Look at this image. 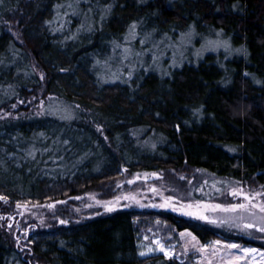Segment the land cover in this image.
Here are the masks:
<instances>
[{"label":"trees","instance_id":"16d2710c","mask_svg":"<svg viewBox=\"0 0 264 264\" xmlns=\"http://www.w3.org/2000/svg\"><path fill=\"white\" fill-rule=\"evenodd\" d=\"M16 23L21 40L8 31ZM133 24L137 38L154 35V43L195 28L222 34L237 54L190 56L170 71L160 66L164 56L148 71L119 63L127 76L108 82L101 66L120 60L113 42ZM145 47L142 57L158 55ZM33 98L41 103L24 105ZM42 103V115H22ZM184 168L264 187V0H0V196L76 198L124 170ZM155 214L203 243L221 238L264 250L198 220ZM135 215L115 208L72 216L27 252L0 239V264H178L139 257Z\"/></svg>","mask_w":264,"mask_h":264},{"label":"rangeland","instance_id":"374dc122","mask_svg":"<svg viewBox=\"0 0 264 264\" xmlns=\"http://www.w3.org/2000/svg\"><path fill=\"white\" fill-rule=\"evenodd\" d=\"M18 24L13 27L8 28L10 34L15 35L18 40H21V34L17 29ZM196 29V28H195ZM193 30L194 35L191 37V42L187 40V36L184 43L180 42L181 33L177 36L175 40L165 39L160 42L154 43V35L142 36L141 39L138 37V28L136 27L132 32H135V38H132L131 33L126 34L125 38L120 39L119 44L122 46H130L134 52H144L146 50V45L151 49V52H156L159 59L163 63L160 64L162 68H168L170 71L177 69L184 62V58L190 59L192 56L193 59L198 62L202 61L204 57L209 54L224 53L225 55H236L234 53V48L232 47V42L228 38H222V34L218 35L217 33L202 34L198 30ZM147 35V33H146ZM145 37H148L147 42L144 45H141L140 41ZM137 38V39H136ZM126 41L128 43H126ZM138 41L140 44H138ZM207 41L217 42L220 45L227 43L228 50L225 51L223 46L219 47L216 51H206L202 49V45H205ZM164 42V43H162ZM154 43V44H153ZM167 43L166 51L161 50L162 46ZM157 44L156 46H154ZM160 46V48H158ZM121 52V49H118ZM200 51V54L197 55V51ZM120 52L117 51V55H120ZM166 53V55H164ZM190 54V55H189ZM149 58L145 60L144 57L139 58V62L136 61L138 57H131L127 61L121 60L115 64L102 65V72L107 73V81L114 82L113 73L120 75L121 68L119 63L122 65L129 64L131 69H134L136 63H139L140 66H147V71L151 68L152 65V55H146ZM175 60V63L173 62ZM132 62L134 65H132ZM136 62V63H135ZM158 62V60L156 61ZM155 62V63H156ZM162 62V61H161ZM158 64V63H157ZM119 68V72L113 67ZM154 66V64H153ZM174 66V67H173ZM137 67V65L135 66ZM138 68V67H137ZM125 71V76L126 75ZM135 77H132L133 80ZM36 100L33 98L24 105H33L39 104L41 102L35 103ZM22 104V103H21ZM44 105L40 106L35 105L32 107L30 112H25L22 114L26 116L28 113L35 111L37 115H42L44 111ZM38 107V108H37ZM18 107H16L17 109ZM7 116V115H6ZM5 116V117H6ZM17 115L16 117H20ZM31 116V115H30ZM152 173H136L134 175L128 174L126 170L124 173L119 176L113 183H108L109 185H103L100 191L98 192H89L83 194L76 198H69L67 195L62 200H47L45 202L31 201V200H17L14 202H9V204H0L1 208L4 206L7 209H10L14 213L21 214L20 220L21 224L19 227L18 235L17 226H10L11 220L6 219V221H0V239L7 240L10 242L14 248H18L23 252L29 250L30 242L33 240H38V236L46 234L47 231L53 229L54 224L64 225L66 222L71 220V217L81 216L84 218L88 214L93 213H109L105 211V208L102 207V204L110 203L114 208L122 209H132L137 213L134 217V224L137 232V248L138 255L140 258H149L152 256L163 255L168 259H172L178 264H264V250L254 247L250 244H243L236 241H227L224 239H215L207 243L201 242L197 237L195 241L191 240V237L187 236L189 231H178L174 226L165 222L156 216L155 213L158 211H169L173 212L179 216L189 218L192 220H197L189 216L182 215L179 209L181 205L197 202L205 203H239L242 202L241 199H234L227 194L229 188L228 186H235L239 184L247 192L249 190L254 191H264V187L258 184H246L239 183L227 179H219L211 174L203 173L200 171H195L192 169L184 168L182 170H169L165 172H158L160 178H154L151 175ZM139 176V178H137ZM147 177V178H146ZM183 177V179H182ZM129 180H134L133 183L129 184ZM207 181V184H205ZM219 181L220 183L214 182ZM155 188L157 191L153 192L152 189ZM219 188L222 191H217ZM197 194H201L203 199H200ZM125 197H135V199H125ZM169 197L174 199L170 201L169 207H153V205H163L165 200ZM139 201V204L136 201ZM54 205V207H52ZM143 205V206H141ZM172 207L177 208V211L171 210ZM185 211L187 209H184ZM65 212L69 213V216H65ZM217 218L222 217L226 214L224 213H214L209 214ZM257 215H262L257 213ZM64 221V223H61ZM202 223L217 227L222 229L226 233H229L233 236H241L249 240H254L264 243V232H258L255 228L252 229H243L242 227H237L234 224H209L204 221L198 220ZM257 223L259 221L257 220ZM29 231V232H27ZM181 233H185L184 237H181ZM192 236H194L192 234ZM147 237V238H146ZM28 238V239H27ZM27 239V240H26ZM219 240L220 245H215L213 242ZM29 241V242H28ZM154 241H160L161 244L165 246V250L171 253L170 256H166L164 252L159 250ZM237 244V248H226V244ZM211 245L205 252H198L196 248L200 246ZM244 249H255L254 252H245ZM144 252L145 255L141 256L140 253ZM33 264V263H32Z\"/></svg>","mask_w":264,"mask_h":264},{"label":"snow or ice","instance_id":"6c2138e0","mask_svg":"<svg viewBox=\"0 0 264 264\" xmlns=\"http://www.w3.org/2000/svg\"><path fill=\"white\" fill-rule=\"evenodd\" d=\"M132 29L134 30L136 25L133 24ZM132 38H135V32L133 31L131 33ZM194 35V32H189L186 34L187 40L190 43L191 42V37ZM185 35H181L180 42L184 43L185 42ZM148 40V37H145L143 40L140 41L141 45H144ZM126 43H128L126 41ZM114 47H113V54L115 55L116 49H121L120 52V60L121 63L123 61L129 60L131 57H142L145 55L144 52H134V50L130 46H122L119 43L113 42ZM223 46L225 48V51L228 50V45L227 43L220 45L217 42L213 41H207L205 45H202V49L206 51H216L219 47ZM200 54V51H197V55ZM160 57L153 53L152 55V60L155 63ZM113 59V57H109V60ZM139 62V61H138ZM175 63V60L173 61ZM99 64L100 62L97 61ZM107 63V62H106ZM127 66V65H125ZM119 72V69L117 70ZM115 79H119V76L117 73L112 74ZM120 75H123L122 72H120ZM133 75V70H130L128 72V79L130 80ZM43 78V77H41ZM152 177L154 178H160L158 173H152ZM139 178V176H137ZM147 178V177H146ZM183 179V177H182ZM134 180H129L128 183L131 184L133 183ZM216 183H220L219 181L214 182V185ZM205 184H207V181H205ZM229 190L227 192L228 195L233 197L234 199H241L242 202L239 203H205V202H197L195 204L188 203L181 205V208L179 211L181 212L182 215L189 216L191 218L197 219L204 221L209 224H234L237 227H242L243 229H252L255 228L256 231L258 232H264V191H254V190H249L245 191L242 186L239 184L235 186H228ZM217 191H222L221 189L217 188ZM153 192H156L157 190L155 188L152 189ZM0 199H5V197L0 196ZM125 199H135V197H125ZM174 198L169 197L167 200H165L163 205H153V207H169L170 206V201H172ZM139 204V201H136ZM102 207L105 208V211L111 212L114 211L115 208L111 206L110 203H105L101 205ZM143 206V205H141ZM54 207V205H52ZM184 209H187L186 211ZM173 211H177L178 209L175 207H172ZM214 213H224L226 215L222 217H215L209 214H214ZM257 213H260L262 215H257ZM257 220L259 223H257ZM61 223H64V221H61ZM181 237L185 236V233L180 234ZM187 236L191 237L192 241L196 240L195 236H192L191 233H187ZM147 238V237H146ZM154 243L157 244L159 247V250L161 252H164L166 256H170L171 253L169 251L165 250V246L160 243V241H154ZM215 245H220V241L217 240L213 242ZM211 247V245L208 246H200L199 248H196V251L198 252H205L207 249ZM226 248H237V244H226L224 245ZM245 252H254L256 251L255 249H244ZM141 256H144L145 253L141 252ZM210 264V262H209Z\"/></svg>","mask_w":264,"mask_h":264},{"label":"flooded vegetation","instance_id":"af4514ba","mask_svg":"<svg viewBox=\"0 0 264 264\" xmlns=\"http://www.w3.org/2000/svg\"><path fill=\"white\" fill-rule=\"evenodd\" d=\"M9 202H10L9 200L0 201V204L6 205V204H9ZM20 215L17 214V213H14L10 209L1 208L0 207V221L4 222V221H6V219H10L11 222H12V223H10V226L11 227L14 226V225L17 226L18 235L21 234V231L19 232V227H20V224H21V220L19 219L21 217ZM27 232H29V231H27Z\"/></svg>","mask_w":264,"mask_h":264},{"label":"water","instance_id":"95a60500","mask_svg":"<svg viewBox=\"0 0 264 264\" xmlns=\"http://www.w3.org/2000/svg\"><path fill=\"white\" fill-rule=\"evenodd\" d=\"M0 201H5V199H0Z\"/></svg>","mask_w":264,"mask_h":264}]
</instances>
